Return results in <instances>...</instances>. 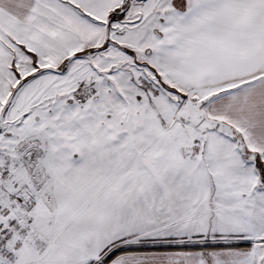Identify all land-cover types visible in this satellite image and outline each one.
I'll return each mask as SVG.
<instances>
[{"label":"snow or ice","instance_id":"1","mask_svg":"<svg viewBox=\"0 0 264 264\" xmlns=\"http://www.w3.org/2000/svg\"><path fill=\"white\" fill-rule=\"evenodd\" d=\"M0 264H264V0H0Z\"/></svg>","mask_w":264,"mask_h":264}]
</instances>
